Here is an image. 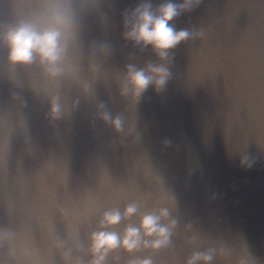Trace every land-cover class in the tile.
<instances>
[{
  "label": "water",
  "instance_id": "obj_1",
  "mask_svg": "<svg viewBox=\"0 0 264 264\" xmlns=\"http://www.w3.org/2000/svg\"><path fill=\"white\" fill-rule=\"evenodd\" d=\"M139 2L108 0L88 18L77 79L52 85L30 71L15 88L0 80V264H88L103 212L133 203L138 213L115 230L168 208L171 247L118 251L107 264H186L208 250L212 264H243L245 247L264 264V0H202L181 14L177 30L204 36L177 46L165 89L137 102L120 95L125 65L159 63L122 38L121 13ZM102 41L108 58L91 55ZM5 54L0 46V67ZM52 95L64 110L55 121ZM106 110L122 131L100 119Z\"/></svg>",
  "mask_w": 264,
  "mask_h": 264
},
{
  "label": "clouds",
  "instance_id": "obj_2",
  "mask_svg": "<svg viewBox=\"0 0 264 264\" xmlns=\"http://www.w3.org/2000/svg\"><path fill=\"white\" fill-rule=\"evenodd\" d=\"M108 0H0L4 11L0 14V46L5 50L4 66L0 67V80L11 88L19 86L18 74L35 71L47 84L59 85L78 78L80 72L84 29L92 15L100 14ZM202 0H161L154 6L152 0H140L133 8L121 13L122 38L141 52L150 50L159 63L148 61L143 67L129 63L125 65L120 85V95L139 101L149 87L162 92L171 78L169 65L173 62V50L181 43L200 39L202 30H177L172 23L181 14L194 11ZM112 54L109 42H96L91 55L108 58ZM97 64L95 70L100 71ZM28 89L33 93L31 87ZM85 85V91H89ZM34 94V93H33ZM13 95V93H12ZM101 103L100 108H105ZM64 115L63 106L56 95L48 101V117L58 120ZM100 119L111 123L112 128L123 130L119 114L112 116L103 111ZM165 146L171 144L164 140ZM240 166L251 168L246 158ZM139 211L136 204L127 205L123 212L110 209L101 215L99 229L89 236L88 264H107L109 255L123 252L131 256L142 250L159 253L171 247V237L177 221L170 219L168 208L148 212L140 216L138 226L127 224L122 232L115 229L125 220H130ZM162 221H167L166 223ZM243 264H255L247 248ZM211 250L192 254L186 264H212ZM128 264H154L150 258L132 259ZM237 264H241L237 261Z\"/></svg>",
  "mask_w": 264,
  "mask_h": 264
}]
</instances>
